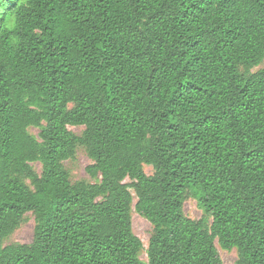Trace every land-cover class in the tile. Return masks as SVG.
Returning <instances> with one entry per match:
<instances>
[{"label":"trees","instance_id":"1","mask_svg":"<svg viewBox=\"0 0 264 264\" xmlns=\"http://www.w3.org/2000/svg\"><path fill=\"white\" fill-rule=\"evenodd\" d=\"M263 64L264 0H0V264H264Z\"/></svg>","mask_w":264,"mask_h":264},{"label":"rangeland","instance_id":"2","mask_svg":"<svg viewBox=\"0 0 264 264\" xmlns=\"http://www.w3.org/2000/svg\"><path fill=\"white\" fill-rule=\"evenodd\" d=\"M264 66V64H263ZM71 130L80 134L83 130V127L80 126H70ZM30 132L36 136L39 135V128L31 127ZM93 161L88 156L84 148H79L75 158L67 160L65 162L66 167L69 169L71 174V180L76 181L79 179H87L89 181H94L90 175L88 174L86 168L88 165L92 164ZM33 167L35 170H41L40 163H33ZM144 169L146 173L152 174V167L145 165ZM185 213L188 217L192 219H199L204 214L202 208L198 204V199L192 195L190 196L184 206ZM34 226L35 219L34 216L29 213L27 220L23 222V224L12 233V235L6 240V244L10 243H30L33 239L34 235ZM133 229L134 232L142 239L145 248L141 251L140 257L148 261L147 248L150 240V236L152 233L153 225L149 220L139 215L136 211L133 212ZM217 247L222 258L223 264H234L237 260L238 253L236 249L233 250H225L221 248V246L217 243Z\"/></svg>","mask_w":264,"mask_h":264}]
</instances>
